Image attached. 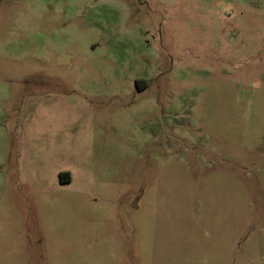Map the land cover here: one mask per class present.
Returning a JSON list of instances; mask_svg holds the SVG:
<instances>
[{"label":"rangeland","instance_id":"374dc122","mask_svg":"<svg viewBox=\"0 0 264 264\" xmlns=\"http://www.w3.org/2000/svg\"><path fill=\"white\" fill-rule=\"evenodd\" d=\"M0 264H264V0H0Z\"/></svg>","mask_w":264,"mask_h":264},{"label":"trees","instance_id":"16d2710c","mask_svg":"<svg viewBox=\"0 0 264 264\" xmlns=\"http://www.w3.org/2000/svg\"><path fill=\"white\" fill-rule=\"evenodd\" d=\"M62 180V179H61ZM67 181L69 180V177H68V179H66Z\"/></svg>","mask_w":264,"mask_h":264}]
</instances>
